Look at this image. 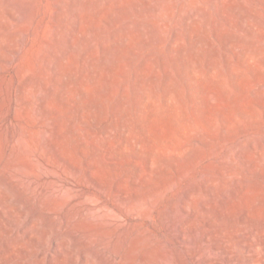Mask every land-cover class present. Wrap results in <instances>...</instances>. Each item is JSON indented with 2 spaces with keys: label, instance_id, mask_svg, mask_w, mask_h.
I'll return each instance as SVG.
<instances>
[{
  "label": "rangeland",
  "instance_id": "rangeland-1",
  "mask_svg": "<svg viewBox=\"0 0 264 264\" xmlns=\"http://www.w3.org/2000/svg\"><path fill=\"white\" fill-rule=\"evenodd\" d=\"M0 264H264V0H0Z\"/></svg>",
  "mask_w": 264,
  "mask_h": 264
},
{
  "label": "bare ground",
  "instance_id": "bare-ground-1",
  "mask_svg": "<svg viewBox=\"0 0 264 264\" xmlns=\"http://www.w3.org/2000/svg\"><path fill=\"white\" fill-rule=\"evenodd\" d=\"M147 216H148V215H147ZM173 227H175V226H173ZM145 231H146V230H145ZM136 239H137V238H136ZM141 240H143V239L141 238ZM139 241H140V240H139ZM137 243H139V242H137ZM133 246H134V245H133ZM146 246H147V245H146ZM135 247H136V245H135ZM193 247H194V246H193ZM157 253H158V252H157ZM166 254H167V253H166ZM208 254H209V253H208ZM211 254H212V253H211ZM164 255H165V254H164ZM230 255H232V254H230ZM148 256H149V255H148ZM162 256H163V255H162ZM160 257H161V256H160ZM166 257H167V256H166ZM166 257H165V258H166ZM146 258H147V257H146ZM162 258H163V257H162ZM162 258H161V259H162ZM146 260H147V259H146ZM148 260H149V259H148ZM149 261H150V260H149ZM164 261H166V260H164ZM168 262H169V260H168ZM166 263H167V262H166Z\"/></svg>",
  "mask_w": 264,
  "mask_h": 264
}]
</instances>
